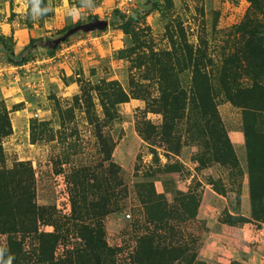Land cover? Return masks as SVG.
Wrapping results in <instances>:
<instances>
[{
  "label": "rangeland",
  "instance_id": "rangeland-1",
  "mask_svg": "<svg viewBox=\"0 0 264 264\" xmlns=\"http://www.w3.org/2000/svg\"><path fill=\"white\" fill-rule=\"evenodd\" d=\"M81 2L41 0L52 11L33 21L29 0H0V205L22 207L28 182L33 206L12 231L0 223L13 264H264V189L251 199L264 125L251 171L241 110L222 95L211 132L196 110L166 126L156 104L162 68L203 64L217 86L233 54L241 69L264 49V0ZM114 9L138 18L123 26Z\"/></svg>",
  "mask_w": 264,
  "mask_h": 264
},
{
  "label": "trees",
  "instance_id": "trees-1",
  "mask_svg": "<svg viewBox=\"0 0 264 264\" xmlns=\"http://www.w3.org/2000/svg\"><path fill=\"white\" fill-rule=\"evenodd\" d=\"M251 6L255 8L254 1H251ZM137 18L138 14L132 15L130 13L129 15H125L117 9L112 11V21L121 20L123 26L136 21ZM253 23V20L246 16L243 22L236 28V32H245ZM49 52V54H52V51ZM199 54L204 56L202 52H199ZM233 55L228 59L229 61L223 64L222 69L218 71L219 83L217 86L212 84L208 76L209 74L202 68L203 64L198 66L189 64L187 67L183 66V68L174 64L169 65L165 69L162 68L160 72L163 83L160 84L159 97L156 100V104L159 106L158 112L162 114L166 126L171 122L169 124L171 125L170 127H174L177 124L175 120L184 117L187 120L191 119V116L194 115L193 111L196 110L197 114L205 117L206 125L210 128L209 131L211 132V129L216 130V126H221L214 97L218 94L222 95L226 101L241 110L242 126L248 147V160L252 171L254 166L257 169L253 149L258 148V140L252 137L251 133L255 128H260V125H264V120L262 119V115L264 114V49L258 52L253 48L250 51H245L242 54V59L239 57L245 63L240 66L241 69L238 68V65L232 67L233 58L238 57L236 54ZM26 60L28 58L21 57L18 62ZM186 69L190 74L189 85L187 87L180 85L179 82L177 84L175 82L177 73ZM240 77L244 78L243 82L239 80ZM224 162H228L232 167L236 166V157L230 149L228 157L224 159ZM27 183L25 185L19 184L20 194L23 193V206L25 209L23 206L15 207V210L11 208L3 209L5 204L0 205V208H2L0 223L3 224L1 228L4 230L12 231L14 224H16V216L20 214V210L27 211L28 206L33 208L29 200L30 191ZM262 189H264V185L259 189L256 180V183L251 188V199L254 205L262 197L260 194ZM24 211L23 213H25Z\"/></svg>",
  "mask_w": 264,
  "mask_h": 264
},
{
  "label": "clouds",
  "instance_id": "clouds-1",
  "mask_svg": "<svg viewBox=\"0 0 264 264\" xmlns=\"http://www.w3.org/2000/svg\"><path fill=\"white\" fill-rule=\"evenodd\" d=\"M30 8L24 13L27 18L32 19L33 21L39 20L41 17L46 15L48 12L52 11L50 6H41V0H29ZM92 0H87V2H81L80 8H91ZM80 8H70L68 9L66 15L69 17L79 18ZM15 256L11 254L8 250V247L5 244H0V264H13Z\"/></svg>",
  "mask_w": 264,
  "mask_h": 264
}]
</instances>
